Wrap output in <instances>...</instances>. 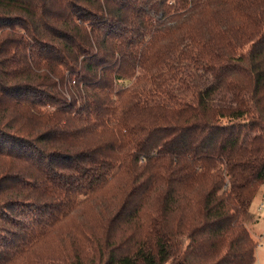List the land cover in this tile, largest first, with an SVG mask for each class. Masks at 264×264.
I'll list each match as a JSON object with an SVG mask.
<instances>
[{
  "label": "trees",
  "instance_id": "1",
  "mask_svg": "<svg viewBox=\"0 0 264 264\" xmlns=\"http://www.w3.org/2000/svg\"><path fill=\"white\" fill-rule=\"evenodd\" d=\"M263 184L264 0H0V264H254Z\"/></svg>",
  "mask_w": 264,
  "mask_h": 264
},
{
  "label": "rangeland",
  "instance_id": "2",
  "mask_svg": "<svg viewBox=\"0 0 264 264\" xmlns=\"http://www.w3.org/2000/svg\"><path fill=\"white\" fill-rule=\"evenodd\" d=\"M137 69L138 72H141L143 68L139 66ZM125 84H129V82H126ZM251 212L254 214L256 222L248 227L253 239H255L258 243L254 264H264V184L261 186L253 200ZM74 224H79V220L75 219ZM86 247H88V245H86ZM73 248H75L74 244L71 245L69 240H64L62 242H58L56 248H51L48 244H46L43 248H41V250L52 254L58 249L60 252L66 254Z\"/></svg>",
  "mask_w": 264,
  "mask_h": 264
}]
</instances>
